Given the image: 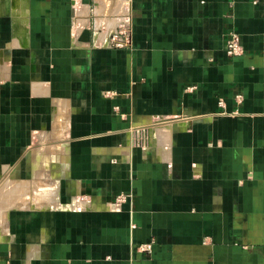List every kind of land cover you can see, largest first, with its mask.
<instances>
[{
    "label": "crops",
    "instance_id": "0c3cea01",
    "mask_svg": "<svg viewBox=\"0 0 264 264\" xmlns=\"http://www.w3.org/2000/svg\"><path fill=\"white\" fill-rule=\"evenodd\" d=\"M82 3L0 0V264H264V0Z\"/></svg>",
    "mask_w": 264,
    "mask_h": 264
},
{
    "label": "built area",
    "instance_id": "2783aa9c",
    "mask_svg": "<svg viewBox=\"0 0 264 264\" xmlns=\"http://www.w3.org/2000/svg\"><path fill=\"white\" fill-rule=\"evenodd\" d=\"M71 2H72L71 5L73 6V8H75V10H77V13L75 15V19H79L80 17H82L80 12L78 13V11H80L82 8V4H83L82 0H71ZM124 5L125 4L122 3L121 6H124ZM121 11H122V16H121V19H119L122 21L121 24L119 25V27H114V29L111 30L109 33L111 46H113V47H124V46L128 45L129 41H130L129 10L123 9ZM101 27L103 28L104 26L101 25ZM225 52L230 57L239 56L243 52L240 39H239L237 33L233 30L228 31V33H227V37L225 40ZM111 94H113L112 91H110V90L105 91L106 96H109ZM234 99L236 102L239 103L242 100V95L240 93L235 94ZM217 104L220 108V110H219L220 114H226L224 100L222 98H219L217 100ZM113 108L117 109L118 106L115 105ZM126 201H127V195L119 194L112 201V205L120 206L123 203H125ZM147 246L148 245L146 243H143V244H140L138 247L141 250H146Z\"/></svg>",
    "mask_w": 264,
    "mask_h": 264
},
{
    "label": "rangeland",
    "instance_id": "374dc122",
    "mask_svg": "<svg viewBox=\"0 0 264 264\" xmlns=\"http://www.w3.org/2000/svg\"><path fill=\"white\" fill-rule=\"evenodd\" d=\"M73 7V6H72ZM73 11H75V13H74V15H76V13H77V10H75V8H73ZM80 11H78V13H79ZM81 12H82V10H81ZM80 12V13H81ZM91 13V12H90ZM83 14V13H82ZM74 15H73V17H74ZM121 16H122V11H116L115 12V14L113 15V18L115 17V19H116V22H115V27H119V25L121 24V20H119V19H121ZM83 17V16H82ZM108 22L111 24V22L112 21H109L108 20ZM105 26H107L108 28L109 27H111V25H108L107 23H105ZM113 26V27H114ZM83 27V25L81 24V23H79V22H76V23H73L72 24V29H73V32H76L77 31V29H79V28H82ZM111 29V28H110ZM109 29V30H110ZM107 32V31H106ZM105 91H107V90H104L103 92H102V94H103V96H106L105 95Z\"/></svg>",
    "mask_w": 264,
    "mask_h": 264
},
{
    "label": "bare ground",
    "instance_id": "6f19581e",
    "mask_svg": "<svg viewBox=\"0 0 264 264\" xmlns=\"http://www.w3.org/2000/svg\"><path fill=\"white\" fill-rule=\"evenodd\" d=\"M50 192H51V191H50ZM51 194H52V193H51ZM53 194H54V193H53ZM50 197H51V196H50ZM50 197H49V198H50Z\"/></svg>",
    "mask_w": 264,
    "mask_h": 264
}]
</instances>
